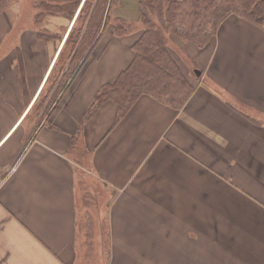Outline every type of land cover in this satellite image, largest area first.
Masks as SVG:
<instances>
[{
	"label": "crops",
	"instance_id": "crops-1",
	"mask_svg": "<svg viewBox=\"0 0 264 264\" xmlns=\"http://www.w3.org/2000/svg\"><path fill=\"white\" fill-rule=\"evenodd\" d=\"M112 15L137 29L100 32L48 102L72 20L45 24L54 41L0 13V264H87L85 176L108 264H264V23L232 13L182 42L202 70L186 102L141 93L118 117L95 95L134 56L138 0Z\"/></svg>",
	"mask_w": 264,
	"mask_h": 264
},
{
	"label": "trees",
	"instance_id": "trees-1",
	"mask_svg": "<svg viewBox=\"0 0 264 264\" xmlns=\"http://www.w3.org/2000/svg\"><path fill=\"white\" fill-rule=\"evenodd\" d=\"M117 1L39 0L36 28L37 35L44 40H53L58 34L45 27L47 17H63L69 23L75 16L59 54L60 75L48 102L89 54L106 23L111 3ZM4 6L5 0H0V9ZM232 13L263 24L264 0H138L139 20L143 27L133 43L134 56L112 83L101 87L95 95V106L111 99L117 105L120 117L141 93L154 95L175 107L182 106L193 87L179 72L167 50L166 39L175 36L183 42L203 46L214 35L220 21ZM114 31L117 35L129 32L122 30L119 24ZM183 87L187 90L180 94Z\"/></svg>",
	"mask_w": 264,
	"mask_h": 264
},
{
	"label": "rangeland",
	"instance_id": "rangeland-1",
	"mask_svg": "<svg viewBox=\"0 0 264 264\" xmlns=\"http://www.w3.org/2000/svg\"><path fill=\"white\" fill-rule=\"evenodd\" d=\"M38 2L39 0H5V6L3 9H0V13L4 15L6 20L10 21L9 24L13 27L14 32L10 33V36L14 34L18 35L22 28L26 26L30 25L37 27L39 22L37 19L39 13L37 6ZM116 4L117 2H114L113 4L111 3L106 23L104 22V25L102 26L103 28H101L100 31L102 32L104 29H114L117 24L121 26L122 30L127 29V31H133L137 29V25L131 21L121 19L123 21L120 20L118 22V19L112 17V10L115 8ZM154 21H157L155 17ZM46 23L53 24L54 26L61 25L62 27H65L67 26L68 21L63 17L49 16L46 19ZM138 25V27H143L141 21ZM57 33L59 35H56L57 38L53 39L54 41L58 40L61 35V32ZM10 36L9 39H11ZM182 42L183 41H181L178 37L171 36L166 39V47L173 61L176 63L179 72L185 78L188 85L194 87L195 84L200 82L202 79V72L201 75H196L194 73V69L196 68L201 70V68L199 67V62L191 56ZM184 89L185 88L183 87L180 94H183ZM186 90L187 88L185 91ZM86 158L87 156L83 157L84 160ZM83 180L84 186H82L80 195H82L87 207L79 211V226L82 228L83 235L78 238L77 243L80 244L83 248V252L85 253L84 255L87 256V264H108V257L106 254L107 241L101 239L102 243H100L99 239L95 238V235H97L95 232V216L96 212L101 211L99 208H96L95 205L102 203L101 201L99 202L98 199L101 200V197L105 195V192L102 191V189H99V191L97 190L100 186L98 185V182H95L90 176H85V179ZM82 211L85 212L87 216H83L85 214H82ZM101 246L102 250L100 251Z\"/></svg>",
	"mask_w": 264,
	"mask_h": 264
},
{
	"label": "water",
	"instance_id": "water-1",
	"mask_svg": "<svg viewBox=\"0 0 264 264\" xmlns=\"http://www.w3.org/2000/svg\"><path fill=\"white\" fill-rule=\"evenodd\" d=\"M194 73L196 74V75H200V70L199 69H194Z\"/></svg>",
	"mask_w": 264,
	"mask_h": 264
}]
</instances>
